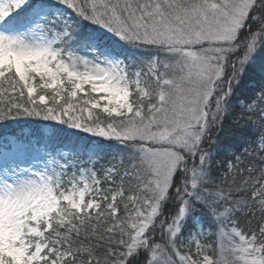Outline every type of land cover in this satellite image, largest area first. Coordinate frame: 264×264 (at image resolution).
<instances>
[{
    "label": "snow or ice",
    "instance_id": "6c2138e0",
    "mask_svg": "<svg viewBox=\"0 0 264 264\" xmlns=\"http://www.w3.org/2000/svg\"><path fill=\"white\" fill-rule=\"evenodd\" d=\"M0 264H264V0H0Z\"/></svg>",
    "mask_w": 264,
    "mask_h": 264
}]
</instances>
